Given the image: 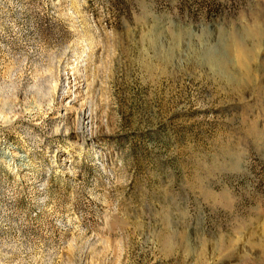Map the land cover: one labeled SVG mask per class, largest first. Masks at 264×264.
<instances>
[{"label":"rangeland","instance_id":"obj_1","mask_svg":"<svg viewBox=\"0 0 264 264\" xmlns=\"http://www.w3.org/2000/svg\"><path fill=\"white\" fill-rule=\"evenodd\" d=\"M0 264H264V0H0Z\"/></svg>","mask_w":264,"mask_h":264},{"label":"bare ground","instance_id":"obj_2","mask_svg":"<svg viewBox=\"0 0 264 264\" xmlns=\"http://www.w3.org/2000/svg\"><path fill=\"white\" fill-rule=\"evenodd\" d=\"M224 52H226L225 50H224ZM225 54V53H224Z\"/></svg>","mask_w":264,"mask_h":264}]
</instances>
